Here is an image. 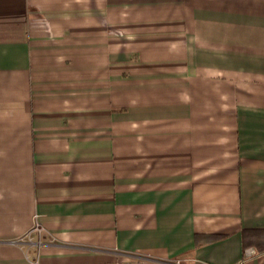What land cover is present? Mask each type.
<instances>
[{"label":"crops","instance_id":"obj_1","mask_svg":"<svg viewBox=\"0 0 264 264\" xmlns=\"http://www.w3.org/2000/svg\"><path fill=\"white\" fill-rule=\"evenodd\" d=\"M176 260L264 264V0H0V264Z\"/></svg>","mask_w":264,"mask_h":264},{"label":"built area","instance_id":"obj_2","mask_svg":"<svg viewBox=\"0 0 264 264\" xmlns=\"http://www.w3.org/2000/svg\"><path fill=\"white\" fill-rule=\"evenodd\" d=\"M35 229H37L38 231H40V228L39 227H34ZM179 263V261L178 260H176L175 261V264H178Z\"/></svg>","mask_w":264,"mask_h":264}]
</instances>
